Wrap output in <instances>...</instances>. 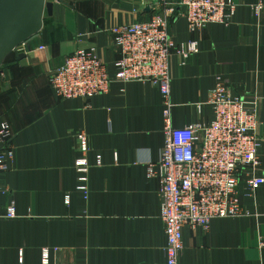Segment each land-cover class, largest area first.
Listing matches in <instances>:
<instances>
[{"label":"crops","instance_id":"0c3cea01","mask_svg":"<svg viewBox=\"0 0 264 264\" xmlns=\"http://www.w3.org/2000/svg\"><path fill=\"white\" fill-rule=\"evenodd\" d=\"M180 1L164 0L177 8L169 34L176 44L197 40L198 53L184 65L175 55L169 59L172 125L210 120L212 109L204 105L198 112L197 104L222 80L232 93L258 97L263 156L264 0H233L235 13L226 24L194 33L178 14ZM158 12L152 0L54 1L25 57L1 66L0 122L10 124L13 157L1 173L0 264H40L43 248L51 264H166L160 183L147 172L164 143L158 88L114 81L106 93L63 99L48 83L66 56L90 47L113 74L110 28ZM81 131L89 144L86 198L74 167ZM238 193L242 215L213 218L207 230L184 226L177 264H264V184L248 197L241 180ZM10 205L14 218L4 216Z\"/></svg>","mask_w":264,"mask_h":264},{"label":"built area","instance_id":"2783aa9c","mask_svg":"<svg viewBox=\"0 0 264 264\" xmlns=\"http://www.w3.org/2000/svg\"><path fill=\"white\" fill-rule=\"evenodd\" d=\"M159 12L148 21L134 22L110 28L112 46L116 53L110 74L94 47L77 49L66 56L48 77L49 86L59 98H90L108 92L114 81L147 82L158 88L163 106L164 143L156 162H147L149 177L159 180L160 219L164 226L166 264H177L182 253L184 226H200L207 230L213 218L242 215L238 187L245 180V191L253 197L264 184V155L257 135L256 95L235 94L222 80H217L204 102L197 104L212 109L210 120L174 127L171 121L170 68L172 55L180 65L198 53L195 39L176 44L168 23L176 15V6L164 0H152ZM260 4L253 7L258 15ZM178 14L183 16L191 33L212 23L226 24L234 15L233 0H181ZM28 41L15 48V54L30 50ZM43 49L44 46H38ZM12 130L7 121L0 122V191L5 192L1 173L13 157L10 145ZM80 155L74 162L77 188L85 198L88 193L90 164L88 138L77 135ZM101 164L97 158L96 165ZM69 196H65V202ZM6 218L16 216L15 208H6ZM40 264H51L49 250L43 248Z\"/></svg>","mask_w":264,"mask_h":264},{"label":"water","instance_id":"95a60500","mask_svg":"<svg viewBox=\"0 0 264 264\" xmlns=\"http://www.w3.org/2000/svg\"><path fill=\"white\" fill-rule=\"evenodd\" d=\"M59 0H0V69L15 48L40 33L45 15L53 13ZM145 6V11H151ZM17 59L25 57L16 54Z\"/></svg>","mask_w":264,"mask_h":264},{"label":"trees","instance_id":"16d2710c","mask_svg":"<svg viewBox=\"0 0 264 264\" xmlns=\"http://www.w3.org/2000/svg\"><path fill=\"white\" fill-rule=\"evenodd\" d=\"M44 19H45V17H44ZM43 21H44V20H43ZM13 57H16V58H17L16 54H14V53L10 54V55L6 58L5 61H7V60H9L10 58H13Z\"/></svg>","mask_w":264,"mask_h":264},{"label":"rangeland","instance_id":"374dc122","mask_svg":"<svg viewBox=\"0 0 264 264\" xmlns=\"http://www.w3.org/2000/svg\"><path fill=\"white\" fill-rule=\"evenodd\" d=\"M46 17V16H45Z\"/></svg>","mask_w":264,"mask_h":264}]
</instances>
